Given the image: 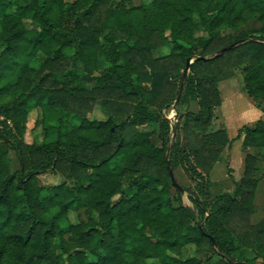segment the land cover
<instances>
[{"label":"trees","instance_id":"1","mask_svg":"<svg viewBox=\"0 0 264 264\" xmlns=\"http://www.w3.org/2000/svg\"><path fill=\"white\" fill-rule=\"evenodd\" d=\"M129 2L0 0V264H264V207L250 221L264 121L209 130L236 67L264 101V0ZM191 100L175 120L162 110ZM241 134L243 175L212 196L210 169ZM167 163L194 185L175 187ZM46 172L69 183L43 187Z\"/></svg>","mask_w":264,"mask_h":264},{"label":"rangeland","instance_id":"2","mask_svg":"<svg viewBox=\"0 0 264 264\" xmlns=\"http://www.w3.org/2000/svg\"><path fill=\"white\" fill-rule=\"evenodd\" d=\"M70 1V0H69ZM147 0H130V4L137 5L141 2ZM258 24L255 22H248L243 26L242 30H246L251 27H257ZM200 35V33H198ZM169 49L161 48L160 50H154L153 56L159 57ZM218 88L221 92V103L219 106L214 108V115L212 123L209 127V130H216L223 128L226 130L230 139H233L238 134V129L243 125H252L256 120L261 119L264 121V111L262 110V105L264 101L260 102L261 105H257L243 88V74L242 67H236L234 69V74L228 78H224L218 82ZM191 110L196 112L198 110V105L195 100H191L187 104H179L176 108L173 107H164L162 110L166 115L175 120L176 115L185 110ZM35 113H32L28 122V131L25 134V140L27 142L32 141L33 133L38 132V128L35 129V132H30V128L33 125L35 118ZM92 116L95 117H104L103 112L100 108L95 105ZM179 137L181 138V143H184L183 134L180 131H177ZM176 133V134H177ZM175 134V131H174ZM37 138V137H36ZM35 138V139H36ZM38 139V138H37ZM242 134L239 139L231 141L230 146H226L221 153L219 161H217L214 166L210 169L209 178H210V193L212 196L217 193L229 192L232 193L236 186V182L243 175L244 170V155L247 151H244L241 147ZM249 153L255 154L256 149L251 148L248 150ZM10 167L11 170L19 168V162L15 155V152L10 149ZM260 158L257 162V172L255 177L258 179V185L255 192L254 205L255 212L250 215V221L256 223L261 219L262 209L264 207V148L260 149ZM173 175L176 181L181 187L187 189V187H192L194 184L189 180L188 175L185 171L180 168H175L173 170ZM39 184L43 187L52 186L62 182L69 183L68 180L58 172H46L38 175ZM175 187L172 185L171 192L175 195ZM182 201L185 205L193 207L192 202L187 196V192L183 193ZM83 216V215H82ZM75 220L74 216H71ZM194 253V246H188L185 248L182 257L191 255ZM247 256L251 257L252 253L246 251ZM146 264H159L156 259L147 260Z\"/></svg>","mask_w":264,"mask_h":264},{"label":"water","instance_id":"3","mask_svg":"<svg viewBox=\"0 0 264 264\" xmlns=\"http://www.w3.org/2000/svg\"><path fill=\"white\" fill-rule=\"evenodd\" d=\"M236 44H238V43H236V42L230 43V44H228V45H226V46L220 48V49L218 50V53H222V52H224V51H226V50H229V49L233 48ZM189 64H190V59H187V60H186V65H185V69H184V73H183V77H186V75H187V73H188V70H189ZM182 91H183V83H182L181 86H180V89H179V92H178V96H177V98H176V101L179 100V98H180V96H181V94H182ZM167 166H168V170H169V173H170V176H171L172 184H173L175 187H177L178 189L181 190V186L179 185V183H178V182L176 181V179L174 178V175H173L172 169H171V167H170V164L167 163ZM211 239H212V241H213V243H214L213 238H211Z\"/></svg>","mask_w":264,"mask_h":264},{"label":"built area","instance_id":"4","mask_svg":"<svg viewBox=\"0 0 264 264\" xmlns=\"http://www.w3.org/2000/svg\"><path fill=\"white\" fill-rule=\"evenodd\" d=\"M5 120V118L2 116V115H0V128L2 127V121H4ZM8 123H10L9 121H7Z\"/></svg>","mask_w":264,"mask_h":264}]
</instances>
